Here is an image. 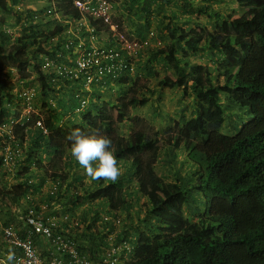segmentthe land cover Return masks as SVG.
I'll return each instance as SVG.
<instances>
[{
  "label": "trees",
  "instance_id": "obj_1",
  "mask_svg": "<svg viewBox=\"0 0 264 264\" xmlns=\"http://www.w3.org/2000/svg\"><path fill=\"white\" fill-rule=\"evenodd\" d=\"M109 1L117 11L145 16V24H134L127 38L143 39V32L156 23L166 41L149 50L147 73L133 78L132 58L126 57V67L117 71L110 65L118 57H108L109 68L96 74L100 77L89 87L82 78L62 73L57 79L54 71L41 67L44 57L64 61L74 49L64 31L67 20L80 21L83 15L72 0H48L44 13L49 19L33 24L31 15L12 43L0 16V124L21 115L7 107L15 98L10 81L15 69L25 86L33 79L39 82V112L33 118L48 131L21 120L0 134V264H8L10 249L15 253L12 264L22 254L5 236L8 227L35 248L41 264L49 263L53 250L69 260V251L56 250L44 235L27 231L28 206L43 203L52 216H68L53 229L75 239L76 250L91 264H104L105 247L123 241L132 253L121 254L119 264H264V0H233L240 15L213 8L212 2L224 0ZM17 2L0 0V12L15 13ZM161 14L164 20L157 23ZM201 16L211 25H202ZM60 33L63 38L53 42ZM105 42L116 41L107 34ZM155 62L171 73L157 80V88L180 90L184 107L189 106V116L182 114L177 130L166 127L161 137L146 131L142 116L127 113L146 105L154 93L140 81H148L147 74L157 77ZM99 90L116 98L101 99ZM231 102L246 108L250 117L236 134L226 135L221 129ZM124 122L128 130L121 135ZM74 128L110 138L121 170L116 183L92 180L78 166L66 139ZM6 147L13 153L8 165L3 163ZM162 150L183 151L189 168L183 172V166L171 165L172 178L159 176ZM69 174L77 181L71 192ZM190 204L191 219L184 211ZM43 244L42 252L38 245Z\"/></svg>",
  "mask_w": 264,
  "mask_h": 264
},
{
  "label": "built area",
  "instance_id": "obj_2",
  "mask_svg": "<svg viewBox=\"0 0 264 264\" xmlns=\"http://www.w3.org/2000/svg\"><path fill=\"white\" fill-rule=\"evenodd\" d=\"M73 5L84 15L81 21H69L70 25L64 31V34L70 35L64 38L70 39L69 43L73 44L74 49L64 61H56L47 56L44 57L43 63L41 62L42 69L47 71L50 68L54 71L52 73L54 74V78L57 77L58 79L60 74L68 73L71 74L72 78H82L87 84H90L94 79L98 80L100 76L96 74L100 75L109 68L106 63V58L108 57H118L117 61L113 63V65H110L113 69L117 71L124 69L126 67V63L124 62L125 58L137 54L141 46L139 41L135 39L129 40L124 34H118L117 40L122 49V53L120 54L117 50L96 45L97 37L92 33L93 26L91 25L90 19L96 20L102 18L105 21L109 20V3L105 0H74ZM62 38V35L59 34L51 39L53 42H59V39ZM59 55L60 54H57L56 57ZM16 72V70H13V81L15 84L12 90V93L15 95L13 107L20 110L21 115L16 120L9 119L6 122H2L0 124V134L3 131H12V125L21 120L33 121L37 127H40L44 133H47V129L42 128L41 121L34 120L33 118V113L38 112L36 107V94L40 84L36 86L31 83L25 86L24 81L18 78L19 76ZM83 105L84 101H82L81 106ZM8 106H11V104H8ZM77 110H80V108ZM12 154L9 147L4 149V165L9 164ZM57 184L53 186L52 191L56 189ZM47 211L48 204L46 203H43L40 207H35L34 204H31L28 206L27 212L25 213L24 224L28 232H35L49 239V244L55 247L56 250L69 251L70 258L68 261H64V259L60 258L55 250H53L52 254V251H50L52 258L48 264H91L86 255H81L76 250L75 239L53 229V226L58 221L62 222L66 220L68 216L61 214L59 218L58 216L56 218ZM76 224L75 222V225ZM4 234L9 237L12 242L21 247L22 254L20 257L16 258L18 264H41L35 248L28 241H23L19 238V234L15 227L5 228ZM130 247L127 241L108 245L105 247L107 253L106 258L103 259L104 264H119L120 255L130 253Z\"/></svg>",
  "mask_w": 264,
  "mask_h": 264
},
{
  "label": "rangeland",
  "instance_id": "obj_3",
  "mask_svg": "<svg viewBox=\"0 0 264 264\" xmlns=\"http://www.w3.org/2000/svg\"><path fill=\"white\" fill-rule=\"evenodd\" d=\"M9 1L11 2V0ZM211 4L214 9L232 12L235 15H240L242 12V10L239 8V6L236 5V3L233 0H224L222 2H212ZM47 6H48V0H18L16 7H15V9H17L15 10L17 13L13 12V13L6 14V13L0 12V16L3 17L7 23V27L4 29V31L7 34H9V40L7 42L12 43L14 37L21 33L22 22H26L27 18H30L31 15L34 16L33 17L34 19L33 20L31 19L32 21L31 20L29 21L32 22L33 24H36L37 21L38 23L40 22L45 23L49 19L48 16H46L44 13V9ZM17 14H19L20 20H19V17H17ZM144 17L145 16L143 15L137 17L133 12L126 13L125 9L122 8L120 11H117V9L116 10L114 9L112 18L117 23H119L126 32H129V29L133 28L134 24H136V26L140 24H145V22L142 23L143 21H145ZM160 20H164L162 18V14L158 16L157 23H159ZM200 20H201L202 25L203 24H206L208 26L211 25L210 23L211 20L210 19L208 20V18L206 17L201 16ZM149 29L154 30V32L156 33V37L152 40L151 47L147 51L143 52L139 61L136 62L135 74L133 75V78L134 76H137L139 73L143 71L147 73L146 60L149 56V50L155 47V45L157 44L164 45L166 41V39L162 37L163 35L160 36V33H159L160 28L156 27V23H154L153 25H150ZM148 31L149 30L147 29L143 33L144 34L149 33ZM132 33L134 35H137L135 28H134V31H132ZM1 38L2 37L0 36V39ZM200 61L205 62L206 58H200ZM153 66H154L153 70L157 74V77H155L154 75L147 74V78L149 80L145 81L142 79L140 81V84L144 83L147 88L153 89L154 93L151 95L150 94L148 95L150 97L146 105L131 107L127 110V113L130 116H133V115L142 116V118L145 120L146 131L150 133L157 132V134L160 135L159 137H161L163 135V130L166 127H170L174 132L177 130L178 125H180L181 123L180 118H182V114L183 113L185 114L183 116L184 118H187V116H189L188 115L189 106H187L186 108L184 107V101H183V98H181L180 90L176 88L168 89V87L162 90L157 88V85H156L157 80L159 78H162L165 75H170L171 73L165 68V66L162 63L155 62ZM33 84L36 86L39 85L36 79H34ZM108 84L110 85V82H108ZM89 86L90 84L86 83V87H89ZM95 92H98V90H95ZM99 92H101V99H103V97L108 98L110 95H112L111 100L116 98L113 96L115 93L108 94L109 93L108 90H104V91L99 90ZM103 93L105 94L103 95ZM227 109L228 110L225 112L229 114V116L226 118L223 124V128L221 129V132L226 135H234L238 132L242 123L249 121L250 115L248 114V110L246 108L240 107L237 104H234L232 102L229 103V106ZM127 130H128L127 122H124L119 125V132L121 135L125 134ZM183 157H184L183 151L182 152L177 151L175 154L172 152L165 154L162 150V153L160 154L159 162L156 164V171L158 175L168 177L170 173L172 174V171H173L172 166L177 168L179 165L183 166L182 171L184 172V169L189 168V162L186 160V158L184 159L186 161H183ZM167 160L171 163H168ZM78 172H79V169H78ZM171 174L168 177L169 179L172 178ZM68 182L70 183L69 191L71 192L72 188L75 189L74 184H76L77 181L72 179V175L69 174ZM68 182H67V187L65 190H67L69 186ZM85 182H89V179L85 178ZM64 193H66V191H64ZM200 197L202 198V200H204L201 194H200ZM184 211H185L186 217L190 219L194 218L195 216V214L193 213L194 206L192 204L186 205L184 207ZM130 231L133 232L132 229Z\"/></svg>",
  "mask_w": 264,
  "mask_h": 264
},
{
  "label": "clouds",
  "instance_id": "obj_4",
  "mask_svg": "<svg viewBox=\"0 0 264 264\" xmlns=\"http://www.w3.org/2000/svg\"><path fill=\"white\" fill-rule=\"evenodd\" d=\"M56 1L58 0H52L53 3ZM73 1L74 0H72V7L75 8L73 5ZM105 1L109 3V6H110L109 7V20L105 21L102 18L96 19V20L90 19L91 25L93 26L92 33L97 37L96 45L100 47H104V48H110V49L117 50L121 54L122 49L119 44V41L117 40V35L118 34L126 35V34H129V32H126L119 23L113 20L112 17H113L114 9L111 5V1L109 0H105ZM48 6H50L49 3H48ZM49 10L53 11L52 9H49ZM82 19L83 18H81L80 21ZM67 21H68L67 23L69 26L70 25L69 21L71 20H67ZM98 26H101V27L98 28ZM105 27L107 29H105ZM148 32L149 33H145V37L143 39H136L131 34H130L131 36L129 35L130 36L129 38L125 36L129 40L135 39L139 41V43L141 44L137 54L135 56L129 57V58H132V61H133V64L130 63V66H129L131 77H133V75L135 74L136 62L139 61L141 57L140 54L145 52L146 46L148 47L152 45V40L156 37V33L154 32V30H149ZM107 34H111L115 38L116 42L107 44L105 42V36ZM157 45H160V44H157ZM10 81L14 83L13 79L11 78H10ZM32 81L34 83V79ZM13 103H11V106L7 105V107L10 110L14 109ZM81 108L82 107H80V110ZM37 110L39 112L38 108ZM66 139L70 142L71 156L74 157L75 160L79 163L80 167L84 169L87 177H90L92 180H104L106 182L110 181L112 183H116L118 181L119 177L121 176V170L118 167L116 156L114 155L113 151L110 150V146L112 143L110 138H108L105 135H101L96 131L86 132L82 130L81 128H74L67 135ZM130 253H132V250ZM7 260H8V264H12V262L15 260V253L11 249L8 251Z\"/></svg>",
  "mask_w": 264,
  "mask_h": 264
},
{
  "label": "crops",
  "instance_id": "obj_5",
  "mask_svg": "<svg viewBox=\"0 0 264 264\" xmlns=\"http://www.w3.org/2000/svg\"><path fill=\"white\" fill-rule=\"evenodd\" d=\"M41 246H42V245H41ZM41 246L38 245V248L42 249V250H41L42 252H43V250L45 251L46 248H45L44 244H43L44 248H42Z\"/></svg>",
  "mask_w": 264,
  "mask_h": 264
}]
</instances>
